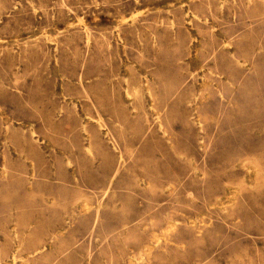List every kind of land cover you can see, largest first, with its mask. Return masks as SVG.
Returning a JSON list of instances; mask_svg holds the SVG:
<instances>
[{"label":"rangeland","instance_id":"obj_1","mask_svg":"<svg viewBox=\"0 0 264 264\" xmlns=\"http://www.w3.org/2000/svg\"><path fill=\"white\" fill-rule=\"evenodd\" d=\"M0 264H264V0H0Z\"/></svg>","mask_w":264,"mask_h":264},{"label":"bare ground","instance_id":"obj_2","mask_svg":"<svg viewBox=\"0 0 264 264\" xmlns=\"http://www.w3.org/2000/svg\"><path fill=\"white\" fill-rule=\"evenodd\" d=\"M88 41H89V40H88ZM88 41H87V42H88ZM88 150H89V149H88ZM88 150H87V151H88ZM121 158H122V157H121ZM86 206H88V205L86 204ZM88 208H89V207H88ZM88 208H87V209H88ZM141 253H142V252H141ZM131 261H133V260H131ZM133 262H134V261H133Z\"/></svg>","mask_w":264,"mask_h":264}]
</instances>
